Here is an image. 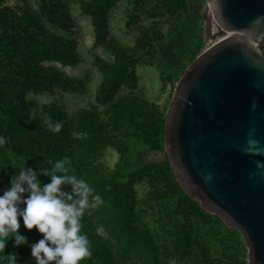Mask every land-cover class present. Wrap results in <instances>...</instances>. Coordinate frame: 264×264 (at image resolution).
Wrapping results in <instances>:
<instances>
[{
	"label": "rangeland",
	"instance_id": "rangeland-1",
	"mask_svg": "<svg viewBox=\"0 0 264 264\" xmlns=\"http://www.w3.org/2000/svg\"><path fill=\"white\" fill-rule=\"evenodd\" d=\"M50 1L0 0V13L6 18L2 22L4 26L7 20H13L14 24L30 23L25 30L18 31L20 36L37 39L54 33L76 45L79 60L75 65L62 66L49 61L41 65L54 66L71 80L81 82V86L73 91L55 90L51 94L28 91L26 99L36 105L31 112L40 111L43 105L49 104L61 107L71 118L94 108L102 112L103 107L95 101L102 81L99 63L110 64L113 56L105 43H95L91 18L80 10V4L89 0H59L67 17L64 27L49 22L46 9ZM206 5L207 0H185V6L177 11L179 0H112L109 4L105 39L116 41L138 57L134 65L135 89L130 91L122 86L115 98L137 99L139 102L129 104L137 103L143 115L134 121L127 120L126 126L114 132L116 141L123 145L106 146L94 154L91 161L99 171L112 177L120 170L116 184H124L131 175L137 174L130 187L129 213L137 235L134 240L129 239L127 254H116L127 236L115 232L112 223L106 221L116 214L114 207L103 203L92 209V230L99 242L111 251L112 261L145 264L155 256L157 264H247V250L239 232L205 212L196 200L183 192L178 193L177 183L165 181L158 167L165 159L164 144L161 141V148L151 151L147 142L157 118L165 115L183 72L215 40L214 25L204 40ZM1 27L0 23V31ZM153 31L161 35L160 39L151 37L142 50H137L142 35H150ZM3 41L0 40V60L7 69L10 52ZM259 46L264 53V41ZM172 180L176 182L173 175Z\"/></svg>",
	"mask_w": 264,
	"mask_h": 264
},
{
	"label": "trees",
	"instance_id": "trees-1",
	"mask_svg": "<svg viewBox=\"0 0 264 264\" xmlns=\"http://www.w3.org/2000/svg\"><path fill=\"white\" fill-rule=\"evenodd\" d=\"M111 1L89 0L80 4L81 12L91 18L95 43H105L113 61L110 64L99 63L102 81L95 93V101L103 107V111L100 112L96 108L84 110L73 118L55 104L43 105L40 111L32 113L31 109L36 105L26 99V94L28 91L50 94L55 90L73 91L81 86V82L71 80L54 66L41 65L43 61L62 66L78 63L74 41L63 39L54 33L46 34L45 37L39 36L37 39L25 38L20 36L18 31L25 30L30 23L20 21L14 24L13 20H7L4 26L2 22L6 18L0 13V23L4 27H1L3 30L0 31V40H4V46H9L10 52V62L6 61L10 65L9 68L6 69V64L0 60V137L7 140V143L0 147V196L10 188L12 177L18 174L24 164L26 169L32 168L40 172L41 169H50L55 161L68 157L71 160L68 174L84 179L95 193L102 197L103 203L114 207L116 214L112 219L107 217L106 221L112 223L115 232L127 236V240L120 243L117 249L116 254L122 255L127 254L130 249L129 239L134 240L137 235L129 214L132 193L130 187L137 174L131 175L124 184H116L115 178L120 170L112 177L99 171L91 161L94 154L104 147L123 145V142L116 141L117 135L114 132L119 127L126 126L127 120L134 121L143 115L136 106L137 103L129 104L131 101L139 102L137 99L130 96L122 100L115 98L122 86H126L130 91L135 89L137 75L134 65L138 57L135 58L133 53L116 41L105 39L106 15ZM179 3L177 11L185 6V0H179ZM46 12L52 25H67V17L59 0H51ZM151 37L159 40L161 35L156 31L150 35L144 33L138 42L137 50H142ZM164 117L162 114L157 118L154 130L147 135L148 148L151 151L161 148ZM49 123L53 126L62 123V128L58 133L52 132L49 130ZM158 167L165 181L176 184L172 180L166 154ZM38 180L41 184L50 182L48 177L42 175L38 176ZM175 190L180 194L183 192L178 188ZM62 191L71 192V188L62 186ZM20 207L23 208L24 205ZM92 216V208L86 209L80 221L81 234L87 235L91 252L80 264H121L122 262L112 261L111 251L99 242L91 227ZM18 219L19 234L26 237L27 243L15 246L14 237H9L4 252L0 251V264H8L5 256L10 254L16 255V264H36L30 245L43 239V236L35 228L27 230L22 218ZM145 264H157L155 256Z\"/></svg>",
	"mask_w": 264,
	"mask_h": 264
},
{
	"label": "water",
	"instance_id": "water-1",
	"mask_svg": "<svg viewBox=\"0 0 264 264\" xmlns=\"http://www.w3.org/2000/svg\"><path fill=\"white\" fill-rule=\"evenodd\" d=\"M227 33L185 69L165 111L163 144L179 188L241 235L264 264V0H207Z\"/></svg>",
	"mask_w": 264,
	"mask_h": 264
},
{
	"label": "clouds",
	"instance_id": "clouds-1",
	"mask_svg": "<svg viewBox=\"0 0 264 264\" xmlns=\"http://www.w3.org/2000/svg\"><path fill=\"white\" fill-rule=\"evenodd\" d=\"M48 126L58 133L62 123ZM6 143V138L0 137V147ZM24 165L12 177L10 188L0 196V251L4 252L9 237H14L15 246L27 243L18 231V218H22L27 230L35 228L43 236L30 245L36 264H80L91 255L89 239L81 234L80 221L86 209L103 204L102 197L84 179L68 174L71 165L68 157L40 172ZM41 175L50 182L41 184L38 180ZM62 186H69L71 192L62 191ZM5 259L8 264H16L15 254Z\"/></svg>",
	"mask_w": 264,
	"mask_h": 264
},
{
	"label": "built area",
	"instance_id": "built-area-1",
	"mask_svg": "<svg viewBox=\"0 0 264 264\" xmlns=\"http://www.w3.org/2000/svg\"><path fill=\"white\" fill-rule=\"evenodd\" d=\"M213 28H214V30H215V33H216V35L214 34V33H212L213 35L212 36H214L215 37V40L213 41V42H211V44H213V43H215V42H217V41H219V40H221V39H223L225 36H227V33L226 32H224V31H222L221 29H219L218 27H216L215 25L213 26ZM225 33V36H222L221 34H224ZM218 34H220L222 37H217V35ZM210 44V45H211ZM209 45V46H210Z\"/></svg>",
	"mask_w": 264,
	"mask_h": 264
}]
</instances>
